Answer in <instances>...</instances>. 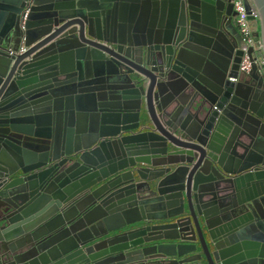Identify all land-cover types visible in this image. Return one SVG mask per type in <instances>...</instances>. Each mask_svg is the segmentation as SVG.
<instances>
[{
    "label": "water",
    "instance_id": "1",
    "mask_svg": "<svg viewBox=\"0 0 264 264\" xmlns=\"http://www.w3.org/2000/svg\"><path fill=\"white\" fill-rule=\"evenodd\" d=\"M234 18L0 0V264H264V66L239 73Z\"/></svg>",
    "mask_w": 264,
    "mask_h": 264
},
{
    "label": "built area",
    "instance_id": "2",
    "mask_svg": "<svg viewBox=\"0 0 264 264\" xmlns=\"http://www.w3.org/2000/svg\"><path fill=\"white\" fill-rule=\"evenodd\" d=\"M231 2L235 11L234 22L244 43L243 55L238 68L239 73L244 74L248 73L253 66H264V58L261 56L259 43L254 36L256 25L250 20L251 16H256L255 11L246 9L245 0H231ZM25 17L26 14L23 16V20ZM249 49L252 51L251 55L248 53ZM25 50L26 47L22 42L17 50H9V53H22Z\"/></svg>",
    "mask_w": 264,
    "mask_h": 264
}]
</instances>
